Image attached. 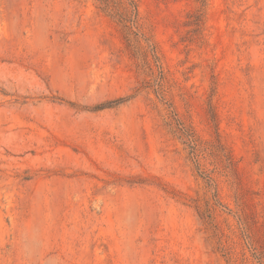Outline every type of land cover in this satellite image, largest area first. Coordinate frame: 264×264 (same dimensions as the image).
Here are the masks:
<instances>
[{
  "label": "rangeland",
  "instance_id": "1",
  "mask_svg": "<svg viewBox=\"0 0 264 264\" xmlns=\"http://www.w3.org/2000/svg\"><path fill=\"white\" fill-rule=\"evenodd\" d=\"M0 264H264V0H0Z\"/></svg>",
  "mask_w": 264,
  "mask_h": 264
}]
</instances>
